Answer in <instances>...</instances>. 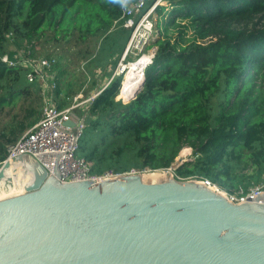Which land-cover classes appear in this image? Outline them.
Masks as SVG:
<instances>
[{"label":"trees","instance_id":"1","mask_svg":"<svg viewBox=\"0 0 264 264\" xmlns=\"http://www.w3.org/2000/svg\"><path fill=\"white\" fill-rule=\"evenodd\" d=\"M122 1L0 0V110L40 91L26 81L23 67H10L1 57L34 55L42 35L55 42L73 35L81 42L100 40L96 53L87 55L90 70H104L109 60L114 68L113 57L130 35L112 27ZM168 1L165 18L164 6L154 13L166 26L177 22L179 37L171 41L157 26L152 63L132 100L116 99L121 76L99 91L85 109L77 155L94 174L155 171L170 168L187 146L192 159L174 169L177 177L205 178L224 189L257 184L264 172V0ZM188 28L191 36L182 44ZM8 144L0 143V161ZM248 163L257 169L246 176L241 171Z\"/></svg>","mask_w":264,"mask_h":264},{"label":"water","instance_id":"2","mask_svg":"<svg viewBox=\"0 0 264 264\" xmlns=\"http://www.w3.org/2000/svg\"><path fill=\"white\" fill-rule=\"evenodd\" d=\"M16 161L31 177L0 200V264H264V195L236 204L172 175L62 183L31 157ZM9 167L0 189L13 183Z\"/></svg>","mask_w":264,"mask_h":264},{"label":"built area","instance_id":"3","mask_svg":"<svg viewBox=\"0 0 264 264\" xmlns=\"http://www.w3.org/2000/svg\"><path fill=\"white\" fill-rule=\"evenodd\" d=\"M169 5L168 0L122 1L120 17L113 22L112 27L119 26L129 29L130 36L118 62L119 71H115L116 76L124 72V60L128 53L140 52L144 46L154 41L155 37H157L159 31L156 30L149 20L150 14L154 12L157 6L168 7ZM154 53L155 51L147 54L149 58L144 69L152 63ZM1 61L10 67H23L26 81L29 84H39L40 92L43 95V107L40 119L31 125L17 140L6 146L5 157L0 161V170L6 162L12 163L19 156H28L35 159L46 171L47 175L55 176L54 171L56 170L58 179L62 183L84 180L98 183L102 182V180L115 179L126 174L140 173L136 169H131L125 173H117L109 169L100 174H94L90 171L88 163L77 155L79 141L86 124V107L82 108L80 105L84 102H87L88 105L110 81L83 102H73L69 106L59 108L53 104L54 102L52 103V101L46 99L48 97L47 93L55 89L53 70L55 59L49 57L34 58L30 56L29 51H20L14 54L13 59L10 60L7 56H3ZM78 108L83 110V112L77 113L75 110ZM67 122H74V125L67 126ZM174 177H177L175 173ZM188 179L203 182L207 187L222 195L227 201L236 204L252 202L264 195V172L257 184L239 185L231 189L220 188L205 178L191 177ZM260 202L264 203L263 201Z\"/></svg>","mask_w":264,"mask_h":264},{"label":"rangeland","instance_id":"4","mask_svg":"<svg viewBox=\"0 0 264 264\" xmlns=\"http://www.w3.org/2000/svg\"><path fill=\"white\" fill-rule=\"evenodd\" d=\"M170 10L171 7H165V10L163 11V18L166 17L165 14H168ZM149 20L152 22L153 26L156 28L157 31H159L157 27L159 26L163 34L171 37V41L173 38L176 39L177 37H179V27L177 22L173 25L166 26L164 23L166 22V19H162L161 17L158 18V15L154 12L150 14ZM260 24L261 22H257V25ZM191 32L192 31L190 28H188L184 32L185 35L180 38V42L182 44H185V42L189 40ZM152 42L153 41L149 42L146 46H144L140 52L128 53L124 60V64H127L129 62H135L141 56L154 52L155 47L151 46ZM99 43L100 40H89V42H81L80 40H77L76 35H73L69 39H62L59 42L53 41L47 34L39 37L34 47V55L32 56L34 58L49 57L55 59V89L47 93V100L52 101V103L54 102L53 104H55L56 106L58 103L63 102V107H66L72 104L73 102L81 103L86 98H89L98 91V88L103 84L104 80L102 76H99L100 69L95 68L90 70V67L92 66L89 62H87V55L89 52L96 53ZM13 48V46L10 47V50H13ZM122 53L121 55H119V57H113L116 61V66H114L115 71H119L118 62L121 59ZM118 76H121L120 82L122 84V81H124L126 78V74H124L123 72ZM56 89H58L57 91H59L56 97L57 101L55 99L53 100V96L55 97L54 91ZM117 98L126 99L122 89L121 97L117 95ZM13 102L14 103L4 105V107H2V109L0 110V143H2L3 145L8 144L9 140H11L13 137H16L15 140H17L25 131L30 128V126L34 122L40 119L42 114L43 95L40 91L36 95L32 94L31 98H18L13 100ZM87 106V102H84L80 105V107L82 108H87ZM75 111L79 114L83 112V110H81L80 108L76 109ZM28 112H31L32 115L27 117ZM192 155L193 149L184 146L178 153L170 168H168L167 170H136L140 171V176L143 175L151 177H160V181H163L167 178V175H172L174 177L173 170L180 164L179 161H188L192 159ZM23 169V173L27 174L28 172H25L26 169ZM256 169L257 167L255 165L248 163L246 165V168H244L241 173L245 174L246 176H249L252 175L256 171ZM252 182L253 181L251 180L248 183L252 184ZM216 185L219 186L218 184ZM2 188L6 192L8 191L6 184Z\"/></svg>","mask_w":264,"mask_h":264},{"label":"bare ground","instance_id":"5","mask_svg":"<svg viewBox=\"0 0 264 264\" xmlns=\"http://www.w3.org/2000/svg\"><path fill=\"white\" fill-rule=\"evenodd\" d=\"M148 58H149L148 55H143L139 59H137V61L129 62L128 64H125L123 69H124V74H126V78L124 81H122L121 84L122 85L121 89L124 93L125 98H127L137 88L139 82L142 80L143 78L142 70L144 69V66L147 63ZM23 168H24V162L16 161L10 163L8 172L13 177V183L10 185L7 184V188H8L7 192L4 191L3 188L0 189V200L22 194L21 191L23 190V184H26V182L31 177L29 173L27 176L23 175L22 173ZM14 173L17 174V176H15ZM142 179L145 182H159L161 180L160 177H151V176H143V175H142ZM1 182L2 180L0 181V184Z\"/></svg>","mask_w":264,"mask_h":264},{"label":"crops","instance_id":"6","mask_svg":"<svg viewBox=\"0 0 264 264\" xmlns=\"http://www.w3.org/2000/svg\"><path fill=\"white\" fill-rule=\"evenodd\" d=\"M112 61L109 60V63L106 65L105 69L104 70H100V74L99 76H102L103 77V84L98 88V91L100 89H102L104 86H106L107 82L110 81L111 79H113L116 75H115V68H112L111 67V64ZM94 88H95V85H94ZM117 99V97H116Z\"/></svg>","mask_w":264,"mask_h":264}]
</instances>
